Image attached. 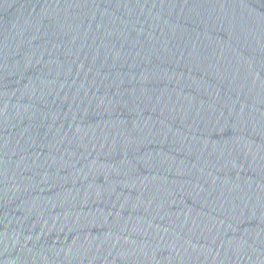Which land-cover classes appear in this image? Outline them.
<instances>
[{"label":"water","instance_id":"obj_1","mask_svg":"<svg viewBox=\"0 0 264 264\" xmlns=\"http://www.w3.org/2000/svg\"><path fill=\"white\" fill-rule=\"evenodd\" d=\"M0 264H264V0H0Z\"/></svg>","mask_w":264,"mask_h":264}]
</instances>
